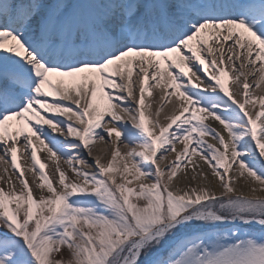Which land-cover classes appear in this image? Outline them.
Masks as SVG:
<instances>
[{
	"label": "snow or ice",
	"instance_id": "snow-or-ice-1",
	"mask_svg": "<svg viewBox=\"0 0 264 264\" xmlns=\"http://www.w3.org/2000/svg\"><path fill=\"white\" fill-rule=\"evenodd\" d=\"M261 84L264 0H0V264H264Z\"/></svg>",
	"mask_w": 264,
	"mask_h": 264
},
{
	"label": "bare ground",
	"instance_id": "bare-ground-1",
	"mask_svg": "<svg viewBox=\"0 0 264 264\" xmlns=\"http://www.w3.org/2000/svg\"><path fill=\"white\" fill-rule=\"evenodd\" d=\"M223 35L226 36L227 35V32L226 31L223 32ZM233 39H235V37ZM193 43H197V42L193 41ZM222 43H223L222 38L219 39V40H217V39H209V44H211V46L214 49L219 48ZM231 43H232V41H228L227 44H224L223 45L224 48L227 49L228 45L231 44ZM204 47H206V46H204ZM203 54H204V52H203ZM227 55H228V53L226 52L225 53V63H227L228 66H229V68H231V62L227 61ZM216 59H217V62L219 63V56L218 55L216 56ZM165 66H167V65H165ZM221 66H223V65H221ZM250 70L251 69H249V68H245L244 69L245 72L250 71ZM198 75H199V72H198ZM258 78H259V76L257 75V76L249 77V80H250V82H254ZM52 79H53L54 82H56V81H58L61 78L58 77V76H56V75H53ZM64 79H68V78H64ZM224 79H225V82H226L227 86L230 87L233 90V94L236 95L237 99H242V97L240 95L242 89L239 87L238 82L231 81L228 77H224ZM133 80L135 82L134 83V93L138 97V88H139V75H138V70L134 71ZM153 83L154 82L150 80L149 81V87H151ZM195 83L206 84L207 81L206 80H203V77H202L200 81H195ZM201 90H203V87L201 88ZM105 91H107V89H105ZM251 91L254 92V93H256V94H259V95H264V84H261V87L259 89L253 87V89H251ZM152 92H153V95L151 97H147V95H146V103H149V102L152 103V108L149 109L148 111L150 113L154 114L155 111L157 110V108L160 105V97L162 95V89L153 88L152 89ZM50 99L55 100V99H60V98L59 97H52ZM176 102H177V98L176 97H171V103L167 104L164 107L163 112L161 113V116H160L161 122H165L164 121V116L166 114H170V111H171L173 105L176 104ZM124 106L127 107L128 105H124ZM133 106H134V102H133ZM248 107H249V110L250 111L253 110L252 107H251V105H249ZM258 107H259V105H257V109H258ZM53 115H55V114H53ZM106 119H107V117H106ZM208 121L211 123L212 122V118L209 117ZM213 126H218V122H216L215 124H213ZM103 145H105V146H103ZM23 146H24L23 145V138L21 137V143H20L19 147L23 148ZM133 146H135V145H131L130 143H127V142H123L122 141L121 150L122 151H125V150H127L128 147H133ZM45 151L46 150H42L40 152V155H41V158L42 159H44ZM108 151H109V154H108L109 156L107 157L106 154H107ZM111 152H112V142H111V140H108L107 137H106L105 141H99V140H97L96 143H95V145L93 146L92 153L95 156L89 157L88 154H87V152H85L83 155L85 156V159H88L89 160V163H92V159L94 157H100L102 160H104L106 162L110 158ZM2 154L3 153L0 152V155H2ZM22 155L25 157V159H28V154L27 153H22ZM173 158H174L173 154L169 156V160H171ZM193 159L195 160L196 158L194 157ZM22 163H23V161H22ZM166 163H167V161H164L162 163V167ZM4 167H5V165L3 163H0V175H4ZM8 167H9V171L11 172V175L13 177V180L15 181L16 180V176H17V173L11 170L10 163H9ZM47 170H48V172H49L50 175H53L54 174V166L52 164H49V167H48ZM204 171H209L208 168H207V166L204 167ZM26 175L29 176V182L32 183V180H33L32 175L29 174V173H27V172H26ZM69 175H70V177L75 178L71 172H69ZM182 175L183 174H181V176L178 177L176 179L177 181L174 183L177 187H184V186H186L187 183H189V181H186V180H184L182 178ZM190 175H191V172L189 171V176ZM54 179H55V177H54ZM210 179H213V178L210 176ZM191 183L193 185H196V184L201 183V181L200 180L191 181ZM0 186H4L7 189L6 179H5L4 182H0ZM16 186H17V190H19L20 184L18 182L16 183ZM213 187H215V189L217 191H221L222 190V188H221V186L219 185L218 182H214L213 183ZM237 187L238 188H243L244 191H247L248 190V186L244 184V181L243 180L240 181V183L237 185ZM34 194L38 197L40 195L39 190L34 189ZM45 194H47V193L45 192ZM260 194L261 195H264V192H262Z\"/></svg>",
	"mask_w": 264,
	"mask_h": 264
},
{
	"label": "rangeland",
	"instance_id": "rangeland-1",
	"mask_svg": "<svg viewBox=\"0 0 264 264\" xmlns=\"http://www.w3.org/2000/svg\"><path fill=\"white\" fill-rule=\"evenodd\" d=\"M206 122H207V123H210L209 121H206ZM103 146H105V145H103ZM108 154H109V151H108L107 154H106L107 157L109 156ZM174 155H175V154H173V156H174ZM93 156H95V155L93 154ZM176 181H177V180H175L174 183H175ZM62 255H63L64 259H66V260L70 258V255L67 253V251H65L64 253H62Z\"/></svg>",
	"mask_w": 264,
	"mask_h": 264
}]
</instances>
